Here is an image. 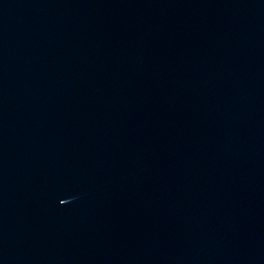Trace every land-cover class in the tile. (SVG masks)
Here are the masks:
<instances>
[{"label": "water", "instance_id": "95a60500", "mask_svg": "<svg viewBox=\"0 0 264 264\" xmlns=\"http://www.w3.org/2000/svg\"><path fill=\"white\" fill-rule=\"evenodd\" d=\"M0 264H264V0H0Z\"/></svg>", "mask_w": 264, "mask_h": 264}]
</instances>
